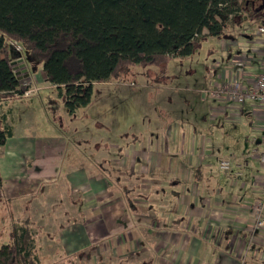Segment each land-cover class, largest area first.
I'll use <instances>...</instances> for the list:
<instances>
[{
  "label": "crops",
  "instance_id": "crops-1",
  "mask_svg": "<svg viewBox=\"0 0 264 264\" xmlns=\"http://www.w3.org/2000/svg\"><path fill=\"white\" fill-rule=\"evenodd\" d=\"M262 25L264 14L232 22L237 34L225 37V61L216 63L221 69L206 89L232 82L250 87L264 74V38L256 35ZM25 90L17 98L35 91ZM200 98L209 102L205 121L216 128L238 124L249 134V151L242 143L232 152L230 140L207 135L191 117L160 123L153 134L136 135L94 160L75 135L28 131L30 115L18 118L2 105L13 136L0 149V210L10 227L30 223L39 264H264V232L251 231L247 210L264 175L258 161L264 105ZM221 160L232 161L229 172L218 170Z\"/></svg>",
  "mask_w": 264,
  "mask_h": 264
},
{
  "label": "trees",
  "instance_id": "trees-1",
  "mask_svg": "<svg viewBox=\"0 0 264 264\" xmlns=\"http://www.w3.org/2000/svg\"><path fill=\"white\" fill-rule=\"evenodd\" d=\"M257 0H0V109L23 91L10 45L63 99L68 115L91 104L94 85L121 71L195 53L236 19H259ZM13 136L0 112V149ZM2 180L0 178V188ZM0 264H39L28 221L12 223Z\"/></svg>",
  "mask_w": 264,
  "mask_h": 264
},
{
  "label": "rangeland",
  "instance_id": "rangeland-1",
  "mask_svg": "<svg viewBox=\"0 0 264 264\" xmlns=\"http://www.w3.org/2000/svg\"><path fill=\"white\" fill-rule=\"evenodd\" d=\"M254 6L255 9L262 6V1L257 0ZM230 34L237 33L229 26L222 36L203 39L197 51L190 56H177L159 67L121 71L108 83L94 85L91 104L72 116L67 114L58 92L40 80L38 67H28L29 75L25 73L28 78L20 81L21 86L29 85L27 88L31 86L35 89V93L31 94L33 96L12 99L6 104L18 118L25 116L24 119L28 120L30 115L31 121L24 123L28 131L33 129L41 135L53 131L65 137L75 135L74 143L94 160L102 161L113 147L125 148L136 135L153 134L160 123L188 122L192 121L191 117L199 120L198 125L204 126L207 135H217L222 142L230 140L228 142L234 144L232 152L238 153L236 146L242 143L247 152L249 148L244 140L249 134H241L239 125L235 123H223L219 128L209 125L205 121L209 102L200 98V93L215 81L214 75L221 69L215 68L216 63L225 61L223 41ZM14 46L12 43L9 48L12 59L16 60L20 53ZM35 104L41 108L42 114L39 110L34 112ZM44 119L46 123H51L50 128L44 125ZM2 218L5 227H2ZM8 218L6 209L1 208L0 245L7 242L6 233L10 230Z\"/></svg>",
  "mask_w": 264,
  "mask_h": 264
},
{
  "label": "built area",
  "instance_id": "built-area-1",
  "mask_svg": "<svg viewBox=\"0 0 264 264\" xmlns=\"http://www.w3.org/2000/svg\"><path fill=\"white\" fill-rule=\"evenodd\" d=\"M256 35L260 39L264 38V25L258 28ZM14 47L20 53L18 59H16L15 61L18 62L20 60L21 64L24 65L23 69L25 71L27 70L26 72L29 75L28 66L22 57L21 48L19 46H14ZM28 86H21V89L23 91L21 96L27 95L28 92L25 89H27ZM200 94L206 99H210V100L223 99L237 106H241L246 103L248 104L258 103L264 105V74L259 75L253 81L250 87H245L237 82H232L231 84H227L224 86H214L210 89H206ZM258 161L260 166L264 169V149H262L259 152ZM231 167H232L231 160H221L218 163V170L220 172H224V173L229 172L231 170ZM258 190H259L258 197L247 208L251 218V225H252L251 231L253 233H256L257 235L264 232V175Z\"/></svg>",
  "mask_w": 264,
  "mask_h": 264
},
{
  "label": "water",
  "instance_id": "water-1",
  "mask_svg": "<svg viewBox=\"0 0 264 264\" xmlns=\"http://www.w3.org/2000/svg\"><path fill=\"white\" fill-rule=\"evenodd\" d=\"M11 67L13 68V71L16 72V76L18 77V81H21L22 79H26L28 76L25 74L26 71L23 69L24 65L21 64V61L13 62L11 63Z\"/></svg>",
  "mask_w": 264,
  "mask_h": 264
}]
</instances>
